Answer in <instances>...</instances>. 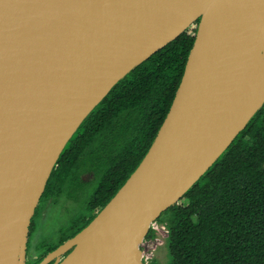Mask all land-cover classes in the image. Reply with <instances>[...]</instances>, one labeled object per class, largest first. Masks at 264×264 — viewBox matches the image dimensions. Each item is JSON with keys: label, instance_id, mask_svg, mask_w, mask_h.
I'll list each match as a JSON object with an SVG mask.
<instances>
[{"label": "water", "instance_id": "obj_1", "mask_svg": "<svg viewBox=\"0 0 264 264\" xmlns=\"http://www.w3.org/2000/svg\"><path fill=\"white\" fill-rule=\"evenodd\" d=\"M194 28L148 151L94 218L39 264H144L150 224L264 106V72L243 78L251 33L264 40V0H0V264H25L32 217L86 118L132 70Z\"/></svg>", "mask_w": 264, "mask_h": 264}, {"label": "trees", "instance_id": "obj_2", "mask_svg": "<svg viewBox=\"0 0 264 264\" xmlns=\"http://www.w3.org/2000/svg\"><path fill=\"white\" fill-rule=\"evenodd\" d=\"M195 31H184L138 65L86 118L47 183L55 196L87 167L95 174L96 186L86 211L100 210L113 197L148 151L169 111ZM95 215L76 220L72 234ZM157 221L168 229L169 264H264V106ZM151 236L149 231L146 237Z\"/></svg>", "mask_w": 264, "mask_h": 264}, {"label": "rangeland", "instance_id": "obj_3", "mask_svg": "<svg viewBox=\"0 0 264 264\" xmlns=\"http://www.w3.org/2000/svg\"><path fill=\"white\" fill-rule=\"evenodd\" d=\"M94 187L92 185L91 190ZM90 193L81 196L75 205L68 203L67 198L58 199L55 196L48 198H46V195L42 196L34 218L35 230L28 241L31 255L37 257L39 253L42 254L47 247L56 243L60 233H66V229L63 228L70 223L75 214L84 213ZM85 214L87 213L85 212ZM165 240L163 242H152L151 246L155 249H153V253L149 254L151 257L147 264H150L153 259L156 260L157 264H169L171 258ZM146 249L148 254L150 249Z\"/></svg>", "mask_w": 264, "mask_h": 264}, {"label": "flooded vegetation", "instance_id": "obj_4", "mask_svg": "<svg viewBox=\"0 0 264 264\" xmlns=\"http://www.w3.org/2000/svg\"><path fill=\"white\" fill-rule=\"evenodd\" d=\"M87 176L89 177L88 180H87V178H88ZM92 185L96 186L95 174L93 171H91L90 169L85 167V169L81 173L78 174L77 180L75 182H73V184H71V185L67 184L60 195L55 196V194L52 193L51 189L49 190V188H47V185H46L45 191L43 192L42 196L46 195V198H48L50 196H55V197H58V199L67 198L68 203H72L73 205H75L77 203V201H79V198L81 196L88 195L90 192H91L90 195L92 194V192L94 191V188L92 190L90 188ZM42 196H41L40 200L42 199ZM39 203H40V201H39ZM38 206H39V204H38ZM38 206H37V208H38ZM37 208H36V210H37ZM36 210H35V213L32 217L31 224L29 227L28 241L30 239V236L34 233V230H35L34 218H35ZM98 211H99V207H96L94 209V211H92L90 213H97ZM85 212L87 214H85ZM90 213L88 211H86V209H85L84 213H79L77 215L75 214L74 217L71 219L70 223H68L65 226V228H63V229H66V233H64V234L60 233L59 238L56 241V243L54 245L47 247V249H45L42 254L39 253L37 257L30 254L29 242H27L26 261H25L26 264H39V263H41L43 261V259L47 256L48 253L55 250L62 243H64L66 240H68L69 238H71L74 235V234H72V232L78 227L77 224L75 223V221L84 219V217L86 215H89ZM66 253L64 255H66ZM54 262H55V260H51L47 264H53Z\"/></svg>", "mask_w": 264, "mask_h": 264}, {"label": "bare ground", "instance_id": "obj_5", "mask_svg": "<svg viewBox=\"0 0 264 264\" xmlns=\"http://www.w3.org/2000/svg\"><path fill=\"white\" fill-rule=\"evenodd\" d=\"M254 39V44L251 41V48H249L251 59L247 63L246 72H244V80L248 82H252L251 80L260 78L264 72V40L263 37L260 36V31L255 30L251 33ZM257 36V38H256ZM248 40V37L245 38V42ZM92 239L82 242L79 244L77 250H81L82 248H86Z\"/></svg>", "mask_w": 264, "mask_h": 264}, {"label": "built area", "instance_id": "obj_6", "mask_svg": "<svg viewBox=\"0 0 264 264\" xmlns=\"http://www.w3.org/2000/svg\"><path fill=\"white\" fill-rule=\"evenodd\" d=\"M149 231L153 233V236L145 237L142 243L140 244L141 257H142V261L144 264L148 263L151 257L149 254L153 253V249H155L154 247L152 248L151 246L152 242L154 241L163 242V240H165L168 236V229L166 225L158 222L157 220L153 221L150 224ZM146 248L150 249L148 254L146 253V250H147Z\"/></svg>", "mask_w": 264, "mask_h": 264}]
</instances>
